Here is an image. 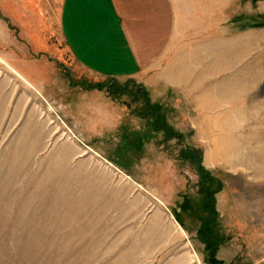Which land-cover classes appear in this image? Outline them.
I'll list each match as a JSON object with an SVG mask.
<instances>
[{
	"label": "rangeland",
	"instance_id": "rangeland-1",
	"mask_svg": "<svg viewBox=\"0 0 264 264\" xmlns=\"http://www.w3.org/2000/svg\"><path fill=\"white\" fill-rule=\"evenodd\" d=\"M196 1L190 72L152 93L83 72L51 35L30 53L0 10V264H209L187 149L220 185L217 263L264 264V0Z\"/></svg>",
	"mask_w": 264,
	"mask_h": 264
},
{
	"label": "crops",
	"instance_id": "crops-1",
	"mask_svg": "<svg viewBox=\"0 0 264 264\" xmlns=\"http://www.w3.org/2000/svg\"><path fill=\"white\" fill-rule=\"evenodd\" d=\"M196 2L0 0V10L9 19L2 18L5 30L30 53H42L51 35L90 76L131 79L150 92H168L182 87L176 84V74L190 72L189 64L178 66L176 58H189L197 47L198 30L205 34L204 21L198 25L192 18Z\"/></svg>",
	"mask_w": 264,
	"mask_h": 264
},
{
	"label": "trees",
	"instance_id": "trees-1",
	"mask_svg": "<svg viewBox=\"0 0 264 264\" xmlns=\"http://www.w3.org/2000/svg\"><path fill=\"white\" fill-rule=\"evenodd\" d=\"M70 80V78H69ZM72 85L79 84L82 88L87 90H104L103 84H90L85 81L73 82L70 80ZM122 88V87H121ZM124 88V87H123ZM122 88V89H123ZM138 92L142 94L144 98V104L147 109H149V114L151 113V109H155V111L162 112L163 108L161 105H151L149 103V99L147 93L143 91L141 87H137ZM153 113V112H152ZM158 113H154L153 116L147 117L143 116V118L150 119V127L157 132H162L164 134V139H177L178 141L182 140V135L176 132L171 126L167 124L165 121V116H161L160 123H158L157 117ZM185 157V158H184ZM179 158L181 160L186 159L190 160L189 162H193L195 165L196 174L202 178L201 184L202 188L199 189V193L202 194V204L200 205L199 218L201 222L200 228L198 230L199 238L201 242L205 245L206 251L208 253V262L209 264H219L215 259V253L221 244L222 238L218 235L216 231H214L215 221L217 219V214L215 212V199L214 195L220 190V185L218 181L211 177V175L201 166L202 153L196 149H187V151H180ZM213 185L218 186L216 189H212Z\"/></svg>",
	"mask_w": 264,
	"mask_h": 264
}]
</instances>
